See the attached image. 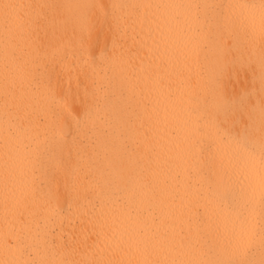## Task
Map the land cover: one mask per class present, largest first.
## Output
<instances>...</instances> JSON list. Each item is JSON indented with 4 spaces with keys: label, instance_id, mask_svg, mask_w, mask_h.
I'll return each instance as SVG.
<instances>
[{
    "label": "bare ground",
    "instance_id": "obj_1",
    "mask_svg": "<svg viewBox=\"0 0 264 264\" xmlns=\"http://www.w3.org/2000/svg\"><path fill=\"white\" fill-rule=\"evenodd\" d=\"M0 264H264V0H0Z\"/></svg>",
    "mask_w": 264,
    "mask_h": 264
}]
</instances>
